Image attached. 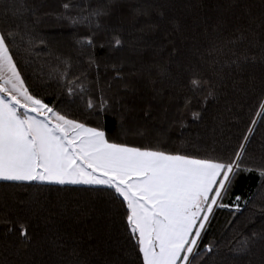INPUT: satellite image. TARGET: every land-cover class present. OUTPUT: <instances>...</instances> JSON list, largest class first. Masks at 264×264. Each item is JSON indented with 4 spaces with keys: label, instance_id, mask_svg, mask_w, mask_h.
<instances>
[{
    "label": "trees",
    "instance_id": "trees-1",
    "mask_svg": "<svg viewBox=\"0 0 264 264\" xmlns=\"http://www.w3.org/2000/svg\"><path fill=\"white\" fill-rule=\"evenodd\" d=\"M23 3L21 16L0 22L15 30L9 43L26 86L69 118L103 128L110 142L227 159L257 121L241 165L252 171L223 200L233 205L239 196V211L215 209L196 264H264V118L255 116L264 99V0H110L102 17L89 13L105 0ZM10 6L0 0V11ZM248 28L247 39L228 43ZM213 45L223 52L209 55ZM245 51L256 59L233 63L232 53ZM194 77L202 90L189 88ZM88 100L105 102L108 115L98 117ZM105 192L0 181V264H142L125 208ZM249 237V251H237Z\"/></svg>",
    "mask_w": 264,
    "mask_h": 264
},
{
    "label": "snow or ice",
    "instance_id": "snow-or-ice-1",
    "mask_svg": "<svg viewBox=\"0 0 264 264\" xmlns=\"http://www.w3.org/2000/svg\"><path fill=\"white\" fill-rule=\"evenodd\" d=\"M110 0L93 9L89 15L102 17L108 13ZM27 7L23 0H11V6L0 15L19 17ZM65 9L72 7L65 3ZM229 44L243 41L252 29L238 30ZM15 30L5 29L0 22V181L35 185L90 186L106 190V195L119 200L125 208V223L142 257V264H196L203 253L200 240L215 209L233 207L239 211L237 196L233 205L223 202L235 178L241 172L246 144L256 120L243 136L231 157L197 158L172 154L152 148L110 142L101 127H91L62 114L45 103L26 86L10 48ZM89 46L93 40L89 37ZM119 37L114 45L121 46ZM213 52H223L213 45ZM233 63L255 60L246 51L237 54ZM264 59V49L261 50ZM202 78L190 79L189 88L202 90ZM76 89L67 86L68 95ZM83 91V88L80 89ZM87 107L96 109L98 117H106L108 106L88 100ZM257 118H264V99L258 104ZM199 113H193L198 119ZM264 178V167L259 171ZM42 191V189H37ZM19 235L27 239V225H19ZM256 233H253V237ZM264 238V237H262ZM252 238L240 241L239 252L247 253ZM205 245L204 252H212Z\"/></svg>",
    "mask_w": 264,
    "mask_h": 264
}]
</instances>
